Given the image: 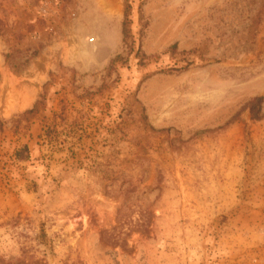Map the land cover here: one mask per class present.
<instances>
[{
	"label": "rangeland",
	"instance_id": "obj_1",
	"mask_svg": "<svg viewBox=\"0 0 264 264\" xmlns=\"http://www.w3.org/2000/svg\"><path fill=\"white\" fill-rule=\"evenodd\" d=\"M0 264H264V0H0Z\"/></svg>",
	"mask_w": 264,
	"mask_h": 264
},
{
	"label": "trees",
	"instance_id": "obj_2",
	"mask_svg": "<svg viewBox=\"0 0 264 264\" xmlns=\"http://www.w3.org/2000/svg\"><path fill=\"white\" fill-rule=\"evenodd\" d=\"M37 105L38 104H35L31 110L25 111L23 113V116L36 113ZM43 128V135L41 136L43 144L51 146L54 142L58 141L57 133L53 129H51L50 126H45ZM22 153L25 154V159L29 157L28 149L26 146H24L20 150H17L14 155L16 156V158H18V156Z\"/></svg>",
	"mask_w": 264,
	"mask_h": 264
}]
</instances>
